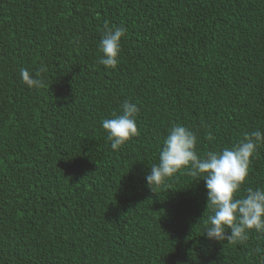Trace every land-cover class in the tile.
<instances>
[{
    "label": "trees",
    "instance_id": "trees-1",
    "mask_svg": "<svg viewBox=\"0 0 264 264\" xmlns=\"http://www.w3.org/2000/svg\"><path fill=\"white\" fill-rule=\"evenodd\" d=\"M105 25L127 30L114 70ZM41 66L29 89L20 69ZM124 101L139 134L115 151L102 120ZM174 124L201 156L264 132V0H0V264H264V233L205 236L187 169L148 187ZM247 187L264 188V144Z\"/></svg>",
    "mask_w": 264,
    "mask_h": 264
},
{
    "label": "clouds",
    "instance_id": "clouds-1",
    "mask_svg": "<svg viewBox=\"0 0 264 264\" xmlns=\"http://www.w3.org/2000/svg\"><path fill=\"white\" fill-rule=\"evenodd\" d=\"M123 27H108L99 44L102 56L99 63L106 69L117 68L126 38ZM46 66L35 73L21 68L19 76L29 89L44 87ZM137 104L124 101L120 112L102 120L111 148L119 151L130 139L139 134ZM198 136L190 128L174 124L159 151V162L153 165L145 179L153 191L166 185L175 174L187 169L192 176L205 182L207 189L206 237L212 241L227 240L244 243L252 231L264 233V188L247 187L246 195L238 198L249 177V168L259 146L264 144V132L257 129L245 133L244 138L231 147L198 154ZM230 230V231H229Z\"/></svg>",
    "mask_w": 264,
    "mask_h": 264
}]
</instances>
